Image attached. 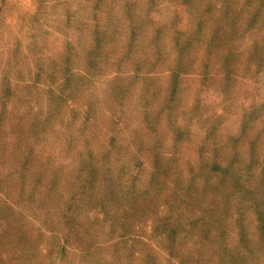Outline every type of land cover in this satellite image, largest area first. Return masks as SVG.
Instances as JSON below:
<instances>
[{"label":"rangeland","instance_id":"rangeland-1","mask_svg":"<svg viewBox=\"0 0 264 264\" xmlns=\"http://www.w3.org/2000/svg\"><path fill=\"white\" fill-rule=\"evenodd\" d=\"M0 264H264V0H0Z\"/></svg>","mask_w":264,"mask_h":264}]
</instances>
